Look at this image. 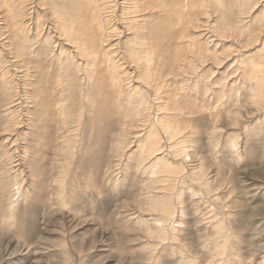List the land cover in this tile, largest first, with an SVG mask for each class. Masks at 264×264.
<instances>
[{
    "label": "rangeland",
    "instance_id": "1",
    "mask_svg": "<svg viewBox=\"0 0 264 264\" xmlns=\"http://www.w3.org/2000/svg\"><path fill=\"white\" fill-rule=\"evenodd\" d=\"M68 1L0 0V264H264V0H158L163 32L156 12L139 26L123 0L110 13L101 0L125 76L99 55L83 86L57 55L67 41L55 12ZM138 34L152 49L149 76L131 57ZM22 43L33 46L20 54ZM118 81L148 99L159 152L150 155L151 122L126 115L133 94L113 101ZM57 94L84 107L61 151L41 136L62 115ZM98 106L103 128L92 123ZM162 120L180 133L169 137ZM158 158L171 173L151 166ZM162 200L174 208L164 235Z\"/></svg>",
    "mask_w": 264,
    "mask_h": 264
},
{
    "label": "bare ground",
    "instance_id": "2",
    "mask_svg": "<svg viewBox=\"0 0 264 264\" xmlns=\"http://www.w3.org/2000/svg\"><path fill=\"white\" fill-rule=\"evenodd\" d=\"M99 1H101V0H89L87 3L85 0H69L68 4L66 5V9L64 8L63 10H59L58 12H55L57 14L56 15L57 19L60 20V22H61V28L63 29V31L65 32V35H66L64 40L67 41V43H64V44L58 43L59 44L58 45L59 51L57 52V55L63 61L65 60L64 62H66V63L71 61V65L73 66V68L71 70H69V72H72V75H76L79 82L82 81L81 86H83V81L84 82L85 81L91 82V81H93V76H95V75L98 76L99 60H101V59H99V55H104L106 57L104 63H106V64L108 63L111 70L113 69L111 72L112 74H114L113 77H115L116 79L119 80L120 76L122 77V79L125 76L123 74H120V72H119L120 64H118V59L114 58L115 57V55L113 54L114 53V51H113L114 50V44H112L110 42L108 43L109 38L111 37L110 36L111 32L113 30L110 31L111 28L107 27L108 23L106 22L107 20H106L105 15H104L103 8L100 7ZM104 1L106 2V6H107V8L105 6V10L108 9V11H106L107 13H110L111 11H113L112 9H115L117 7L116 6L117 4L114 3L115 2L114 0H104ZM195 2L197 3V1H195ZM81 3H84V4L87 3L88 6L91 7L90 10L92 13L90 12L89 9H88V12H90V14H92L93 18L96 19L95 24H96L97 30L99 31V37L97 40V43H98L97 45H95V38L93 39V32L91 31L92 25H90L89 22L83 23V21H82L81 17L82 16L87 17L88 14L82 15L83 14V12L81 13L82 8L79 7ZM205 3H203V4H205ZM118 6H119V8H122L124 12L127 11V13L131 14V16L134 19L132 22H137L139 26L142 24V22L139 20L141 13L144 14V16H146V15L151 16V15H153V13L156 12V15L154 16V18L158 17V22L156 24L157 27L153 28V29L156 30V32L158 30H159V32H163V26H162L163 21H164L163 19L166 18L165 15H168L169 10H167L165 6L163 7L161 5V1L158 3V0H123L121 3H119ZM53 7H55V6H53ZM208 9H209V7H208ZM208 9H206L204 7V10L207 11ZM189 12H191V11H189ZM182 14H185V13L183 12ZM163 16H164V18H163ZM169 19H171V17ZM145 21H147V20H145ZM150 22H152V20ZM182 22H184V21H182ZM147 32L151 33V28L148 29ZM40 33L38 34V36H40ZM139 36H141V35L138 34V35L134 36V38H133L131 57L133 58L134 61L136 60V62H139V63H137L138 65H143V64L145 65L144 71H145V73H147V76H149V75H151L150 73H152V70H153L152 64L154 62L153 58L151 57L152 49L149 46L150 43L146 42L145 37L144 36L139 37ZM177 38H178V36H176V34H174L173 39L177 40ZM25 39H24V41H25ZM33 40L35 41V38ZM51 40L52 39L49 38V40H45V43H47V42L49 43V42H51ZM36 43H34V44H36ZM22 45L23 46H20L18 48V52H20V54H22L21 53L22 51H27V48H30V46H26L23 43H22ZM66 45H71V46L73 45L74 50L73 49L70 50V48L65 49ZM32 46H31V48H32ZM95 47H96V49L94 50ZM112 47H113V49H111ZM66 51H69V53L67 55H65ZM149 51H150V53H149ZM18 52H17V54H18ZM51 59H52V57H50V60ZM58 60H60V59H58ZM4 62H6V61H2L0 63V65L1 66H2V64L4 65ZM52 62H54V61H52ZM116 68H117V73H116ZM54 70H55V75L57 76V78L59 80L57 87L63 85V83H65V80L67 81V79H65V78L68 75H66L65 70L62 71L59 69V71H57L56 68ZM5 75H6V71L4 72V76ZM262 78H264V77H262ZM262 78H260V79H262ZM262 83H264V81H262ZM112 84H114V83H112ZM115 85H117L116 87L118 90H117L116 96L113 98L114 102L121 104L123 102V98L126 97V94H133L134 95V96L133 95L128 96L127 105L129 107H124L126 115L128 117L129 116L133 117L134 119H137L138 121H141L142 123H147L148 121L151 122V120L147 119V116L151 115V113L149 112L150 107L148 104V99H145L143 101V99H141V100L137 99V97L135 96V95H140L138 93V91H140V88L136 89L137 88L136 87L133 89V87H132V91H128V93H126L125 90L123 89V87H122L123 90H121L120 81L115 83ZM56 90H59V89L56 88ZM141 92H143V89L141 90ZM56 93H58V92H56ZM82 99H84V98H81V100ZM67 100H68L67 98L64 100L62 97L60 100V95L58 96V94H57L56 100L53 101V107H54V109H56L55 106L59 105V107L63 108V109H61V112H60V114H62V115H60L58 118H56L57 121H55V122L53 121L54 122L53 132H49V130L46 129L47 127H43V132L41 133V136L45 139V141H44V142H46L45 144H47V142L49 141L50 136L52 134L51 138H53V141H52L53 148L58 149V151H61L62 149H64L63 147L68 143V139L65 140L66 136L61 135V134H63V132L65 130H68V132H72V131L77 132V130H79V128H80L79 127L80 124L82 123L81 121H82V117H83V113H84L83 112L84 107L83 106L81 107V104L78 103L76 105L74 103V101L68 102ZM118 100H120V101L118 102ZM66 106H67V110H66ZM97 108L101 109V113H98V116H97V112L96 111L94 112L92 123L97 128L98 127L103 128V127H105V122L102 121V118L107 113H104L105 110H103L104 109L103 106H100V108L98 106ZM119 108H121V107H119ZM78 109H81V112ZM144 115H145V117H144ZM75 124H77V125H75ZM149 125L152 127L149 130V134L147 136V141H149V145L151 147L154 146V148H155L153 150L151 149L152 152L150 153V155H152L153 153H155V151L159 152L160 148H158L157 145L160 143L159 141L161 140L162 136L159 135V133L157 132V128L153 124V120ZM161 126H163L165 128L164 131L166 130L167 135L169 137H170V135L172 136L171 138L176 137V134L180 133V130H178V129L176 131H173V128L171 126H169V124L165 123V121H163ZM56 128H58V130ZM96 130H98V129H96ZM47 133L49 134V136H47ZM54 134H55V136H54ZM72 138H74V137H72ZM64 142H65V144H64ZM70 147L74 148L75 146L71 145ZM68 148H69V146H68ZM58 151H57V153H58ZM72 152L73 151L71 150L70 153L72 154ZM56 155H57V157L59 156L58 154H56ZM61 159H62V157H61ZM151 166H153L154 168L159 167L160 169H162L163 171H165L167 173L172 172V166L165 163V161H163L162 158L161 159H159V158L155 159L154 162H152ZM41 191H42V189H41ZM160 204H159L160 210L162 212L164 211V213H166L165 214L166 216H162L160 218L157 217L156 220L159 224L158 228L161 229V231L163 232V235H164V233H165V227H164L165 223L164 222L167 221L165 219L169 215L170 216L174 215V213H173L174 208L170 203H168L167 201H164V200H162V203H160ZM155 208H157V207H155Z\"/></svg>",
    "mask_w": 264,
    "mask_h": 264
}]
</instances>
